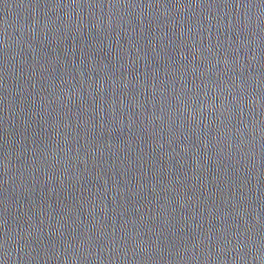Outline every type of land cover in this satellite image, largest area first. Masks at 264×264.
<instances>
[{"label": "water", "instance_id": "95a60500", "mask_svg": "<svg viewBox=\"0 0 264 264\" xmlns=\"http://www.w3.org/2000/svg\"><path fill=\"white\" fill-rule=\"evenodd\" d=\"M0 264H264V0H0Z\"/></svg>", "mask_w": 264, "mask_h": 264}]
</instances>
